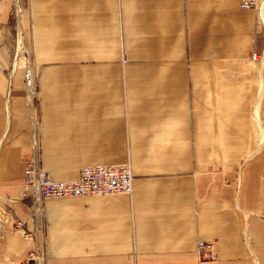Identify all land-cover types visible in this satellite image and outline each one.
Returning a JSON list of instances; mask_svg holds the SVG:
<instances>
[{"label":"crops","instance_id":"obj_1","mask_svg":"<svg viewBox=\"0 0 264 264\" xmlns=\"http://www.w3.org/2000/svg\"><path fill=\"white\" fill-rule=\"evenodd\" d=\"M12 7L0 0V264L26 258L25 231L46 241L47 264H264L258 7L24 0L33 96L26 57L12 65ZM35 136L56 180L128 163L133 193L46 199L47 227L35 230ZM199 240L215 242L216 260L200 258Z\"/></svg>","mask_w":264,"mask_h":264},{"label":"built area","instance_id":"obj_2","mask_svg":"<svg viewBox=\"0 0 264 264\" xmlns=\"http://www.w3.org/2000/svg\"><path fill=\"white\" fill-rule=\"evenodd\" d=\"M23 10L20 20L17 21L15 15V0H13L12 15L16 21V36L26 38L29 51L25 56L29 59L32 55V41L26 30L22 28L21 20L24 16V0H21ZM259 0H239L241 9L256 8ZM258 15L264 22V0L258 7ZM17 22H20L22 30L17 28ZM2 26V16L0 13V27ZM18 49L16 43V50ZM259 54H254V58H259ZM26 72L27 85L30 87V95H35L36 87L32 79L33 70L30 62L22 66ZM35 152L28 160L25 168V188L26 196L31 198V216L35 221V230L45 229L47 227L45 216V201L49 198H75L87 196H112V195H131L134 190V173L130 164L117 165H92L83 167L79 177L74 180H56L51 174L43 168L41 160V145L35 136ZM12 224L16 228H22L25 222L13 220ZM24 236L33 241L34 246L28 255L20 264H47L46 241H39L34 231H25ZM197 252L202 260H216L217 253L214 241L199 240Z\"/></svg>","mask_w":264,"mask_h":264},{"label":"rangeland","instance_id":"obj_3","mask_svg":"<svg viewBox=\"0 0 264 264\" xmlns=\"http://www.w3.org/2000/svg\"><path fill=\"white\" fill-rule=\"evenodd\" d=\"M26 3V1H25ZM16 4V3H15ZM15 7L17 8V6L15 5ZM17 10V11H16ZM23 8L21 9V11L17 9H15V15L17 17V21L20 20V16H21V12H22ZM11 25L14 26V30H15V36H14V41H13V48H12V52L13 53V60H12V65H16V61L17 63L20 62V61H23V58L25 57V55L23 56L24 54V37L22 35H19L18 39H17V36H16V29H15V26H16V21L15 19L13 18V15H12V19H11ZM17 28L19 30H22V28L24 29V27L22 26L21 28V24L20 22H17ZM7 30V29H5ZM16 43H17V47L18 49L16 50ZM20 64V63H19ZM11 67V66H10Z\"/></svg>","mask_w":264,"mask_h":264},{"label":"bare ground","instance_id":"obj_4","mask_svg":"<svg viewBox=\"0 0 264 264\" xmlns=\"http://www.w3.org/2000/svg\"><path fill=\"white\" fill-rule=\"evenodd\" d=\"M15 3H16L15 5L17 6L18 10L21 11V9H22V2H21V0H15ZM28 48H29L28 42H27L26 38L24 37V54H23V56L25 55V52L29 51ZM26 59H27V63H28L29 62V59L27 57H26Z\"/></svg>","mask_w":264,"mask_h":264}]
</instances>
